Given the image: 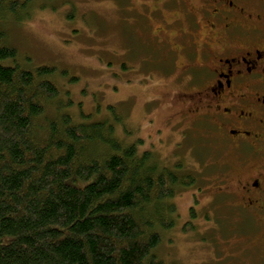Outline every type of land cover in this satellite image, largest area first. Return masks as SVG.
<instances>
[{
    "label": "trees",
    "instance_id": "trees-1",
    "mask_svg": "<svg viewBox=\"0 0 264 264\" xmlns=\"http://www.w3.org/2000/svg\"><path fill=\"white\" fill-rule=\"evenodd\" d=\"M33 1L0 0V264H177L155 250L195 180L111 120H75L56 67L18 61L3 20Z\"/></svg>",
    "mask_w": 264,
    "mask_h": 264
},
{
    "label": "rangeland",
    "instance_id": "rangeland-1",
    "mask_svg": "<svg viewBox=\"0 0 264 264\" xmlns=\"http://www.w3.org/2000/svg\"><path fill=\"white\" fill-rule=\"evenodd\" d=\"M158 2L35 0L7 12L3 26L21 64L56 67L62 109L75 120H111L125 142L195 180L173 197L176 222L163 230L156 254L177 264H264V224L253 220L244 227L232 198L217 193L224 155L209 130L181 120L188 102L176 67L174 73L157 72L163 52L151 43L146 24L152 21L142 13L145 3ZM55 111L49 107L46 115ZM229 184L236 192L235 179Z\"/></svg>",
    "mask_w": 264,
    "mask_h": 264
},
{
    "label": "flooded vegetation",
    "instance_id": "flooded-vegetation-1",
    "mask_svg": "<svg viewBox=\"0 0 264 264\" xmlns=\"http://www.w3.org/2000/svg\"><path fill=\"white\" fill-rule=\"evenodd\" d=\"M145 6L142 16L153 22L146 32L165 61L157 72H178L174 78L185 89L181 120L209 130L224 155L217 193L232 198L244 227L253 220L264 224V0H159ZM234 179L236 192L229 184Z\"/></svg>",
    "mask_w": 264,
    "mask_h": 264
}]
</instances>
